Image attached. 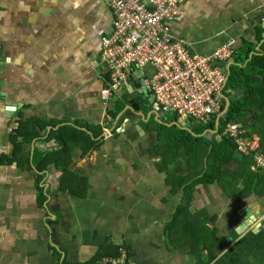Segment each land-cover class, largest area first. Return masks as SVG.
<instances>
[{"label":"crops","instance_id":"0c3cea01","mask_svg":"<svg viewBox=\"0 0 264 264\" xmlns=\"http://www.w3.org/2000/svg\"><path fill=\"white\" fill-rule=\"evenodd\" d=\"M181 8L172 30L193 53L211 54L227 41L237 50L264 48V0H184ZM112 24L99 0H0V264H90L121 245L131 251L128 264H214L210 249L227 252L216 237L234 247L259 223L261 230L264 193L252 185L264 181L238 169L228 189L198 185L186 207L191 221L216 235L196 246L181 240L175 215L184 190L154 150L158 129L140 111L150 104L123 126L118 101L101 97L100 38ZM64 126L77 134L67 128L58 136ZM91 131L94 145L80 148ZM248 140L257 149L258 138ZM63 142L70 152L61 159L80 181L73 194L59 190L64 168L53 153Z\"/></svg>","mask_w":264,"mask_h":264},{"label":"built area","instance_id":"2783aa9c","mask_svg":"<svg viewBox=\"0 0 264 264\" xmlns=\"http://www.w3.org/2000/svg\"><path fill=\"white\" fill-rule=\"evenodd\" d=\"M99 1L113 16L112 29L100 38L99 68L107 76L102 99L147 91L153 98L151 113L157 117L173 115L174 124L181 128L200 125L205 133L217 134L229 108L228 80L236 53L233 41L222 43L211 54L193 53L171 28L183 13L184 0ZM1 56L0 46V61ZM222 135L233 139L244 156L256 149L243 137L242 123H228ZM255 162L264 167V155H255ZM118 252L117 257H105L96 264H126V251Z\"/></svg>","mask_w":264,"mask_h":264},{"label":"trees","instance_id":"16d2710c","mask_svg":"<svg viewBox=\"0 0 264 264\" xmlns=\"http://www.w3.org/2000/svg\"><path fill=\"white\" fill-rule=\"evenodd\" d=\"M246 48L238 50L234 56L235 64L230 68L228 80L229 91H232L228 95L229 108L224 118L221 119V127L217 134L206 137L205 128L200 125H188L189 128H181L179 125L174 124L177 119L173 115L168 114L161 116V121L153 119V121L147 122L155 125L158 129L157 144L154 150H157L164 158L163 168H166L165 170L168 171L170 176L176 177L184 190L181 206H179L175 216L181 220L179 222L178 219V233L182 234L181 240L191 246L201 244L200 238L207 242V240L212 239L216 235L214 233L210 235L205 223H200V219L195 218L191 221L187 216V212H185L187 211L186 207L191 202L193 191L198 185L218 183L221 187L228 189L231 182L230 175L239 170H242V174L259 178L260 182L264 181V167H259L255 162V155H264V48L260 52L247 51ZM124 93L126 94V92ZM117 101L116 113H120L125 109V105L122 104L120 99ZM116 113H112L113 116ZM228 123H242L245 127L244 138H258L257 149L251 155L243 156L247 158H236V152H239L235 141L222 135ZM67 128L73 133L77 132L73 127L64 126L58 129V131L62 130V132H57V135L61 137L66 133ZM90 133L91 135L86 134V137L80 140V148L89 149L90 146L94 145L93 136L95 137L96 135L94 131ZM69 150L68 145L63 142L62 151L59 150L53 155L60 157L54 161L56 165L57 162L60 163L57 167L64 168L62 178L59 181V190L67 189L73 194L79 188L80 181H77V177L69 175V171L66 169L68 162L65 163L61 159V155L64 152H70ZM170 151L173 154L170 155ZM181 157H185L188 163L193 166V168L189 169L188 175L191 174L192 170L198 174L192 183L190 181L184 183L183 180L188 175H177L172 170L173 166L171 169L169 168L171 166L170 161L173 160L172 164L175 165L177 164L176 162L179 163L178 160ZM58 159L60 160L58 161ZM172 181L170 178L169 182L174 183ZM252 186V189L257 192L259 197L262 196L264 183L262 187L259 185ZM249 188L251 187L249 186ZM250 191L251 189L247 190V194H243V196L248 195ZM177 218L175 217L174 222H177ZM172 225L173 221L168 229ZM215 242L217 244L222 243L223 251L228 249L230 245L225 237H216ZM119 248L120 246L114 247L111 252L108 250L99 251L91 258L90 264H95L102 257H117ZM127 250L130 249L127 248ZM193 251L196 252L198 250ZM210 252L212 260H216L214 264H264V221L259 233L251 232L234 247L227 250L223 256L219 257V253L216 252L215 248L210 249ZM127 256L128 258L131 257V251L127 253ZM62 264L68 263L63 262Z\"/></svg>","mask_w":264,"mask_h":264},{"label":"water","instance_id":"95a60500","mask_svg":"<svg viewBox=\"0 0 264 264\" xmlns=\"http://www.w3.org/2000/svg\"><path fill=\"white\" fill-rule=\"evenodd\" d=\"M120 100L122 101V104L126 106V109H140V106L144 105L146 102L149 103L150 105L153 103V98L149 95V93L147 91H138V90H133L130 93L125 94L124 92H122V95L120 96ZM137 111V110H135ZM139 130L141 132L140 129V125H138ZM143 132V131H142ZM242 212H245L246 215L248 216L253 222H256L259 220V214L257 213H251L249 210L244 209ZM241 212V213H242ZM240 213V214H241ZM261 223L258 224V228L252 229L251 231L257 233L260 229ZM249 228V225H243L242 228L240 227V229L237 230V232L239 234H243L247 229ZM228 240H231L230 237H228ZM234 245V243L232 244V246ZM231 246V247H232ZM230 247V248H231ZM230 248H228L227 250H229Z\"/></svg>","mask_w":264,"mask_h":264},{"label":"rangeland","instance_id":"374dc122","mask_svg":"<svg viewBox=\"0 0 264 264\" xmlns=\"http://www.w3.org/2000/svg\"><path fill=\"white\" fill-rule=\"evenodd\" d=\"M140 111H141V113L143 114V115H147V117H148V120L147 121H153V119H155L154 118V115L152 116H149L150 115V113H149V107H147L146 105H144V106H142V109H140ZM134 115V114H133ZM131 116V115H130ZM130 116H127V115H123V116H121V118L119 119V123L121 124H123V126L124 125H127V124H129V123H132L133 121H135V122H133V123H136V120H138V117H137V115H134V116H132V117H130ZM155 122V121H154ZM153 122V123H154ZM142 123V125L143 126H147L146 125V123H144V122H141ZM205 136L206 137H211V135L210 134H207V133H205ZM156 137V143H157V136H155ZM154 145H156V144H154ZM169 154L171 155V154H173V152L172 151H170L169 152ZM241 155V154H240ZM242 156V155H241ZM236 158H238V159H241V158H239L238 156H236ZM172 162H173V160L172 161H170V164H171V166L169 167L170 169H171V167L173 166V169H176L175 171L179 174V175H182V176H186V175H188L189 174V169L190 168H193V166L190 164V163H188V161L186 160V158L185 157H181V159L179 160V165H174V164H172ZM195 169V168H194ZM198 176V174H197V172L196 171H194L193 172V170H192V172H191V174L190 175H188V176H186V178L183 180L184 181V183H186V182H188V181H190L191 183L195 180V178ZM97 184V183H96ZM98 185V184H97ZM100 185V184H99ZM100 186H105V185H100ZM100 186H98V189H100L101 190V188L102 187H100ZM93 195H94V193H93ZM94 199H93V202H97L98 200H99V197L100 196H96V195H94Z\"/></svg>","mask_w":264,"mask_h":264},{"label":"clouds","instance_id":"9594fccd","mask_svg":"<svg viewBox=\"0 0 264 264\" xmlns=\"http://www.w3.org/2000/svg\"><path fill=\"white\" fill-rule=\"evenodd\" d=\"M181 17V16H180ZM179 19V18H178ZM173 31V30H172ZM174 34V33H173ZM238 50L236 49V52H237ZM236 54V53H235ZM235 56V55H234ZM233 60H234V57H233ZM234 64H235V62H233ZM234 64H232L231 66H233ZM231 66H230V68H231ZM100 69V68H99ZM101 70V69H100ZM101 73H102V71H101ZM103 74V73H102ZM103 76H105L104 74H103ZM105 80H106V82H107V76H105V78H104ZM107 88V87H106ZM105 88V89H106ZM103 91V90H102ZM127 94V93H126ZM101 97H102V94H101ZM120 99V97H118V98H116V100H119ZM151 106V105H150ZM125 109H126V106H125ZM132 110H135V109H131L128 113H130ZM150 110L152 111V109L150 108ZM124 111V110H123ZM122 111V112H123ZM122 112H120V113H122ZM136 113L138 112V111H135ZM153 116L154 115V117H155V119L157 120V121H161L160 120V117H157L155 114H153V113H151L150 112V115L149 116ZM117 122H119V121H117ZM245 128V127H244ZM248 139V138H247ZM255 151V150H254ZM239 154H241V153H239ZM242 155V154H241ZM242 156H244V155H242ZM230 248V247H229ZM232 248V247H231ZM230 248V249H231ZM119 249H124L125 251H126V262L127 261H129V259H131V257H129L128 258V256H127V253H130V250H127V248L125 247V246H123V245H121L120 246V248ZM119 251V250H118ZM227 251V250H226ZM119 253V252H118ZM102 258H105V257H102ZM102 258H100V259H102ZM99 259V260H100ZM98 261V260H97ZM97 261L95 262V264L97 263ZM126 264H128V262L126 263Z\"/></svg>","mask_w":264,"mask_h":264},{"label":"flooded vegetation","instance_id":"af4514ba","mask_svg":"<svg viewBox=\"0 0 264 264\" xmlns=\"http://www.w3.org/2000/svg\"><path fill=\"white\" fill-rule=\"evenodd\" d=\"M230 93H232V91H230ZM127 111V112H126ZM130 110L129 109H124V111L122 112V114L120 115V116H123V115H127V116H129L128 114V112H129ZM150 112H151V110H150ZM121 118V117H120ZM118 118L117 117H115V118H113V120H117ZM140 119V118H139ZM118 123V122H117Z\"/></svg>","mask_w":264,"mask_h":264}]
</instances>
